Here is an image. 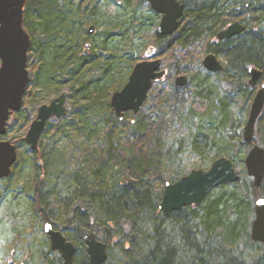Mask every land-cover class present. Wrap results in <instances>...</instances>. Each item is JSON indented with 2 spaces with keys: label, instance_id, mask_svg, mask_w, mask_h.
<instances>
[{
  "label": "trees",
  "instance_id": "trees-1",
  "mask_svg": "<svg viewBox=\"0 0 264 264\" xmlns=\"http://www.w3.org/2000/svg\"><path fill=\"white\" fill-rule=\"evenodd\" d=\"M98 1L28 0L24 12V27L32 42L29 60L33 59V75L24 100L35 101L36 90L57 87L61 94L69 87L71 110L61 118L66 121L63 128L83 134L104 125L106 131L104 151L93 155L90 167L77 170L73 178L67 208L73 232L68 239L79 249L75 263L89 264L83 237L94 232L110 250L117 245L121 248L126 262L119 264H264V244L251 238L255 203L264 199V180L257 188L247 175L249 150L245 149L249 146L243 145L242 139L232 144L223 137L233 116L232 97L239 99L238 104L233 103L238 112L248 110L255 98L254 89L246 82L249 69L261 70L264 83V0H182L185 13L172 37L159 36L161 16L145 0ZM143 5H147L146 12L141 11ZM236 22L244 24L246 31L218 41V33ZM88 24L104 27L105 32L90 35L85 29ZM79 34H84L86 42L98 35L100 52L87 56V50H95V46L87 44L89 48L86 45L82 50L83 42L73 39ZM151 48L152 58L162 59L163 66L170 58H190L196 62L197 73L175 66V78L185 73L188 77L185 87H177L167 73L164 80L156 82L160 87L150 92L138 114L128 112L119 118L110 103L112 94L125 86L137 63L148 59ZM210 53L226 60L223 73H211L203 67L199 55ZM100 60L105 66L99 77L81 81ZM181 92L190 97L189 118H196L200 125L188 139L189 146L183 144L178 152L184 147L185 153L188 150L199 157L191 170H208L225 156L240 169L241 179L213 190L200 207L190 206L166 217L159 210L164 189H156L163 178L155 179L156 175L168 162L175 168L167 182L190 172L181 170L185 153L182 157L171 154L166 143L169 128L181 117L187 101ZM218 103L220 121L215 123ZM92 134L87 139H92ZM255 136L264 143L263 114ZM239 149L245 152L240 155ZM107 233H117L119 238L108 243ZM79 251L82 260L78 259Z\"/></svg>",
  "mask_w": 264,
  "mask_h": 264
},
{
  "label": "rangeland",
  "instance_id": "rangeland-1",
  "mask_svg": "<svg viewBox=\"0 0 264 264\" xmlns=\"http://www.w3.org/2000/svg\"><path fill=\"white\" fill-rule=\"evenodd\" d=\"M106 1L108 2V0H100L98 2L104 4ZM116 2H120V0H116ZM141 11L146 12L147 5L141 6ZM91 25L94 24H88L85 29L88 30ZM96 32L99 35L105 32V28L96 27L94 33ZM98 35L96 36L97 38L92 39L90 42L85 41L84 34H79L77 37L74 36L73 39L77 42H83L82 50L86 49L87 44L95 46V50H87V56H90L93 51L96 53L100 52L98 46L101 44V38ZM199 57L202 62L205 54L199 55ZM32 62L33 59H30L28 63L31 79L33 73L30 65ZM166 63L169 68L165 65L164 69L168 74L170 73L169 77L173 78V80H175V66L188 68L193 71L192 74L197 73L196 62H192L190 58H170ZM104 66L105 63L100 60L96 66L91 67L92 69L89 73L85 72L81 81L96 80ZM248 81L249 78L246 82L248 83ZM159 87L160 85L157 83L152 90ZM259 88L260 86L254 89L255 94ZM57 90V87H53L48 91H34V94H37V99L35 101L32 100L31 103H27L24 100L22 110L10 118L6 136L0 137V140L10 141L12 144H16L18 148V161L13 169V174L8 179L0 181V264H64L62 256L58 252L51 250L50 240L44 232V223L49 220L62 233L73 237V232L69 228L70 217L67 205H69V198L72 196L71 192H73L71 187H74V175L81 168L87 170L94 158L92 156L104 151L107 144L104 136L106 132L104 125H100V129L92 127V130L78 134L69 131V128H63L66 125V121L54 119L49 122L51 129L49 126L46 127H49V133L42 135L39 149L37 153H34L24 141V138L29 131L30 125L36 119L38 109L42 105H49L53 99L59 97L62 93H69L70 91L69 87H64L61 90V94H58ZM180 94L187 101L181 111V117L169 128L166 143L167 147L171 149V154L178 153L182 157L185 153V148L183 147V151L180 153L178 152L179 148L183 144L186 147L189 146L190 142L188 139L192 138V134L200 123L196 118L190 119L188 116L191 105L188 93L181 92ZM221 97L220 95L219 98ZM234 97H232L233 103L238 104L239 99L236 96ZM233 103L231 108L233 116L224 130L223 137L235 144L242 139L252 102L246 108L248 110L243 109L240 112H238L237 106L233 108ZM240 104L242 108V103ZM66 108L67 111L71 110L69 100L66 102ZM219 111L218 103L214 107L213 120L215 123L220 121L218 117ZM26 116H29V121L25 119ZM67 118L69 119V114ZM128 119H132V117H128ZM258 123L259 121L256 125V132ZM206 124L205 133H208L209 127ZM93 128H95V131ZM92 132L93 138L87 139V136H90ZM254 138L256 144L264 148L263 141L258 136ZM245 150L248 152L249 148ZM239 151L240 155L245 152H242L243 150L241 149ZM180 163L181 170L191 171L194 166L198 165L199 157L187 150ZM178 165L175 166L177 167ZM173 168L175 167L170 162L166 163L155 179L161 176L163 183L169 181L174 174ZM203 169L207 170L206 168ZM236 170L241 176L240 169L236 168ZM163 183L162 185L160 182L156 183L157 191H162L165 188V183ZM46 218L47 220H45ZM106 237L108 238V243H110L113 238H119V235L117 233H111L110 235L107 233ZM77 250L79 249L77 248ZM82 258V252L79 251L78 259L82 260ZM122 260L126 262L122 256L121 248L117 245L109 251L107 264H119Z\"/></svg>",
  "mask_w": 264,
  "mask_h": 264
},
{
  "label": "water",
  "instance_id": "water-1",
  "mask_svg": "<svg viewBox=\"0 0 264 264\" xmlns=\"http://www.w3.org/2000/svg\"><path fill=\"white\" fill-rule=\"evenodd\" d=\"M28 0H0V137L7 134L9 119L22 110L24 96L31 77L28 70L31 37L24 27V12ZM161 20L158 34L161 37H172L180 28L185 13L182 0H145ZM246 26L236 22L229 25L217 35V40H230L243 34ZM92 35L95 26L88 30ZM89 48V45H87ZM86 54V51H85ZM153 48L147 52V60L137 63L125 86L112 94L110 103L117 117L121 118L128 112L138 114L149 92L157 81L163 80L167 72L163 69L161 59L152 58ZM203 67L211 73H223L225 66L215 54H208L202 61ZM249 86H259L263 72L257 68L249 69ZM177 87H185L188 83L186 75H180L174 81ZM68 93L53 99L49 105H42L36 119L30 125L24 138L33 151L40 145V139L47 123L53 119H61L67 115L66 102ZM264 109V83L257 91L252 102L248 121L243 130L241 143L250 146L245 158L247 175L253 179L257 188L264 180V148L253 143L256 125ZM18 160L17 147L10 141L0 140V181L12 175V168ZM241 177L235 164L223 156L213 162L208 170L193 169L175 182H167L159 204V210L169 217L174 212L194 206L200 207L209 194L225 184H236ZM1 199V195H0ZM50 237L51 248L59 251L65 264H75L76 246L68 242L62 233L55 231L51 224L44 227ZM251 238L254 242L264 244V199L255 204V218L251 226ZM89 256V264H107L108 246L92 232L83 237Z\"/></svg>",
  "mask_w": 264,
  "mask_h": 264
},
{
  "label": "flooded vegetation",
  "instance_id": "flooded-vegetation-1",
  "mask_svg": "<svg viewBox=\"0 0 264 264\" xmlns=\"http://www.w3.org/2000/svg\"><path fill=\"white\" fill-rule=\"evenodd\" d=\"M240 23V22H239ZM218 41H221V40H218ZM218 74V73H217ZM19 113V112H18ZM16 114V113H15ZM14 114V115H15ZM16 147H17V145L16 144H14ZM39 149V148H38ZM37 149V150H38ZM37 150H35V151H37ZM17 152H18V148H17ZM18 161V160H17ZM16 164H17V162H16ZM15 164V165H16ZM15 165L13 166V168H12V174H13V169H14V167H15ZM45 221V220H44ZM46 224H51L49 221H45V223H44V227H45V225ZM52 225V224H51ZM52 227H53V229L55 230V231H58V232H60V233H62L60 230H58L56 227H54L53 225H52ZM45 232V231H44ZM47 235V234H46ZM62 235L67 239V241L69 242V239H68V236L67 235H65L64 233H62ZM48 236V235H47ZM48 238H49V240H50V237L48 236ZM50 244H51V240H50ZM51 250H52V248H51ZM53 251V250H52ZM53 252H58L61 256H62V254L59 252V251H53ZM77 253V252H76ZM76 256V255H75ZM62 258H63V256H62ZM75 259V258H74ZM64 260V259H63ZM74 263H75V261H74ZM65 264V263H64ZM76 264V263H75ZM77 264H79V263H77Z\"/></svg>",
  "mask_w": 264,
  "mask_h": 264
},
{
  "label": "bare ground",
  "instance_id": "bare-ground-1",
  "mask_svg": "<svg viewBox=\"0 0 264 264\" xmlns=\"http://www.w3.org/2000/svg\"><path fill=\"white\" fill-rule=\"evenodd\" d=\"M246 31V30H245ZM218 57V59H219V61L225 66L226 65V60L224 59V57H222L221 55H217ZM262 114L264 115V109H263V112H262ZM262 114H261V116H262ZM260 116V117H261ZM260 117H259V119H260ZM259 119H258V121H259ZM237 184V183H236ZM261 199H263V198H261ZM259 200V199H258ZM257 202V201H256ZM256 204V203H255ZM255 209V208H254ZM113 242H116V239H114L113 240ZM109 251H110V249L108 248L107 249V252H108V257H109Z\"/></svg>",
  "mask_w": 264,
  "mask_h": 264
}]
</instances>
